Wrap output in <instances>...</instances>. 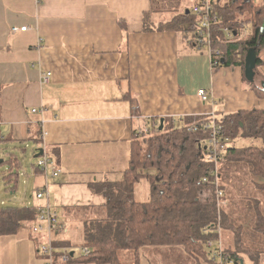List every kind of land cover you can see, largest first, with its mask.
<instances>
[{
    "label": "crops",
    "instance_id": "obj_1",
    "mask_svg": "<svg viewBox=\"0 0 264 264\" xmlns=\"http://www.w3.org/2000/svg\"><path fill=\"white\" fill-rule=\"evenodd\" d=\"M223 5L224 0H214L217 13ZM150 9V0H0V155L9 164L1 177L9 182L7 174L15 168L13 187L22 178L31 188L24 193L27 200L19 199L22 206L14 207L48 203L58 214L63 230L55 234L52 264H95L80 260L73 247L69 261L57 253L65 242H81L82 220L105 204L90 184L122 178L133 131L139 134L148 120L264 111V97L251 89L243 68L225 65V58L212 68L207 47L190 44L185 32L160 28L172 15L151 14L145 22ZM23 27L27 30L11 32ZM46 73L49 82L42 83ZM262 82L264 65L255 78L256 86ZM203 89L209 95L204 103L198 96ZM38 149L51 156L60 177L45 178L37 169ZM28 150L35 161L22 169ZM45 186L48 199H36ZM252 197L264 207V192L253 191ZM239 202L237 216L227 215L251 232V201ZM35 225L36 220L0 235V264H47L38 250L44 235L32 232ZM229 234L219 232L224 244ZM169 250L185 253L180 247ZM144 251L154 252L142 250L141 259Z\"/></svg>",
    "mask_w": 264,
    "mask_h": 264
},
{
    "label": "trees",
    "instance_id": "obj_2",
    "mask_svg": "<svg viewBox=\"0 0 264 264\" xmlns=\"http://www.w3.org/2000/svg\"><path fill=\"white\" fill-rule=\"evenodd\" d=\"M150 1L151 9L144 15L145 22L151 14H168L161 9L166 0ZM257 2L224 0L218 11V27H228L235 35L229 43L223 32L215 28L213 49L221 53L219 66L225 58V65L243 68L245 56L251 48L258 57L257 70L264 65V57L259 55L261 49L264 51V0L260 5ZM179 5L181 0H176L174 9L168 11L171 19L160 28L185 32L187 36L195 18L187 7L178 13ZM186 10L189 14H185ZM245 10L251 13L253 32L242 39L240 32L244 22L237 19L236 14ZM250 87L259 97H264L261 87L255 83ZM213 121L222 127L218 135L221 150L217 163L222 191L219 200L214 178L210 179L208 172L213 165L206 160L207 139L211 135L206 126L210 125L212 118H181L175 122L163 119L161 129L159 120L151 119L146 123L147 132L138 134L133 131L129 164L121 173L122 178L90 184L92 192L105 198V204L93 216L82 220L79 228L81 242L78 245L65 242L60 247H85L90 253L79 257L80 260L95 264H127L119 257L124 252L131 253L130 264H140L142 250L157 247H180L198 263L200 259L211 263L210 257L218 249L219 231L224 229L233 234L235 249L224 251L223 264H244L240 262L243 256L248 257L251 264H264V244L257 248L251 245V242H260L257 236L264 241V207L252 197L253 191L264 192V111L237 112L215 117ZM44 155L56 165L45 151L38 162ZM7 161L11 165L13 159ZM18 175L15 168H10L9 182L15 184ZM204 178H207V185ZM141 179L150 183L149 199L145 202L134 199L135 186ZM234 197L251 201L255 212L251 232L231 223L218 207V202L224 203ZM37 208H0V235L13 234L20 227L32 225ZM208 243L213 244L211 248ZM57 254L62 255L61 251ZM219 263V259L212 262Z\"/></svg>",
    "mask_w": 264,
    "mask_h": 264
},
{
    "label": "built area",
    "instance_id": "obj_3",
    "mask_svg": "<svg viewBox=\"0 0 264 264\" xmlns=\"http://www.w3.org/2000/svg\"><path fill=\"white\" fill-rule=\"evenodd\" d=\"M191 13L195 18V23L192 25V30L190 32V36L187 37V41L190 42V44H194L196 47H207L208 50V56L210 59V65L212 68H218L219 67V59L221 60V53L218 50L213 49V34L215 30H221L223 32L226 41L231 42L234 35H232V32L228 27H221L219 28L218 25L220 24V16L216 12L214 8V0H196L195 3L192 4L190 7ZM216 28V29H215ZM26 31L27 28H13L12 33H15L17 31ZM42 83L49 82L50 79V73L43 74L42 77ZM199 98L204 102H207L209 100V95L206 93V91L199 90L198 91ZM34 113L36 112L35 109L32 110ZM206 129L210 131V137L207 139V146H208V156L206 160L210 162L213 167L208 170L210 173V179L214 178V187L217 199L222 196V191L219 187V171H218V156L219 152L221 150L220 148V141L218 138L219 133L221 132L222 127L218 124H216L213 121L210 123V125L206 126ZM147 132V129L142 130L141 132ZM140 132V133H141ZM0 141H2V137L0 135ZM206 146V147H207ZM205 147V149H206ZM37 168L40 170V172L44 175L45 178H47V175L50 176L52 179L60 177L62 172L56 166L47 156H42V158L39 160L37 164ZM203 182L205 185L208 184L207 178L203 179ZM36 198L37 199H48V192H47V186H45L43 189L36 192ZM37 216H36V225L32 227V232L35 234H42L44 235L43 242L39 246V252L44 255L47 259V264H52V259L55 256V253L58 251L56 246L54 245L55 242V234L58 232H61L63 230V225L59 221L58 215L56 212L50 207V205L47 203L40 208L38 207L36 209ZM213 244H207L209 248L212 247ZM75 251H78V257L81 256H87L90 251L86 249L85 247H78L74 248ZM70 249L69 248H61V260L63 262L70 260ZM222 250L218 246V249L216 252H214V257H221L218 259L220 260L219 264H223L222 259L225 257H222Z\"/></svg>",
    "mask_w": 264,
    "mask_h": 264
},
{
    "label": "rangeland",
    "instance_id": "obj_4",
    "mask_svg": "<svg viewBox=\"0 0 264 264\" xmlns=\"http://www.w3.org/2000/svg\"><path fill=\"white\" fill-rule=\"evenodd\" d=\"M191 1L192 0H181V5H179L177 8L178 13H180L181 10L184 9V7H187V8L190 7ZM255 1L259 2V3L257 2V5H260L262 3V0H255ZM175 3H176V0H166L164 2V7L161 8L163 13H168V14L171 13L168 11H171V9L172 10L174 9ZM255 10H257V8ZM220 13L222 14V11H220ZM160 15H166V18L168 19L167 14H160ZM163 17H165V16H163ZM236 17H237V19L244 22L242 25V28H241L242 30L240 32V37L242 39L249 37L253 32L252 31V25L250 23V20L252 18L251 13L249 11L245 10L241 13H237ZM190 30H192L191 26H190ZM187 36L189 37L190 34L187 33ZM263 52H264L263 49H261L259 55L263 56V54H264ZM2 147H3V144H0V148H2ZM17 156H20V154L17 153ZM1 158H3V157L0 155V160H2ZM32 159H33V157L31 155V152H30V150H28L27 153L25 154V156H22V160H23L22 169H26L27 167H30V164L32 162H29V161ZM33 161H35V160L33 159ZM7 168H9V164L4 163V162L2 164H0V203H1L0 208H3V207H5V208L11 207L12 208V206L13 207L14 206H17V207L22 206V203L19 202V199L21 198V199L27 200L29 197L26 198L24 193L26 192V190H28V193H30L31 188L28 187L27 183H24V181H23L24 179H22V178L19 179L17 187H13V184H14L13 182L4 181L1 177V172L7 171ZM219 176H220V174H219ZM231 193H233V191H231ZM149 194H150V183L147 181V179H141L135 186L134 199L136 201L145 202V201H148ZM28 196H29V194H28ZM239 201H240V199H236L234 197L233 199H230L224 203L218 202V207L221 210H223V212L226 215L229 214V215H232L233 218H235V216H237V214L239 213L238 205L239 206L243 205V204H240ZM23 203H25V202H23ZM227 206H229L228 209H227ZM248 212H250V208L248 209ZM253 214L254 213H251V216L248 215V217H250L251 222H253V220H254ZM229 236L230 237L227 239L226 244H224L221 241L220 236H219V242L217 245L221 248V250L223 252L222 257H225L224 251L235 249L234 236H233V234L232 235L229 234ZM257 237L260 240V242L259 243L251 242V245L256 247V248L262 247V245L264 244L263 243L264 241L261 237H259V236H257ZM247 243H248V241H247ZM157 248H160V249L150 248L149 250H152V249L154 250V252L150 253V254H146L147 252L144 251V253L142 255V259L140 258V264H151V263H153V264L154 263L155 264H158V263L159 264H199L197 259L189 257L183 251H180V253H174L175 251L171 252L170 251L171 249L169 250V247H157ZM158 250H160V251H158ZM178 250H180V249H178ZM119 257H120L121 261H124V263L127 262V264H128L129 262H132L131 253H128V252L120 253ZM218 257H214L213 255H211L210 259L213 263H216L218 261ZM219 258H221V257H219ZM212 262L210 264H212ZM204 264H209V263L205 262Z\"/></svg>",
    "mask_w": 264,
    "mask_h": 264
},
{
    "label": "water",
    "instance_id": "obj_5",
    "mask_svg": "<svg viewBox=\"0 0 264 264\" xmlns=\"http://www.w3.org/2000/svg\"><path fill=\"white\" fill-rule=\"evenodd\" d=\"M185 14H189V10L185 11ZM257 60L258 57L256 56L255 50L253 48L249 49L245 59H244V67H243V73H244V79L248 83H255V78L257 74ZM260 87L262 90H264V82L260 84ZM160 129L163 124V119L159 120ZM43 153V150L40 149L38 151L37 157L41 156ZM3 163V160H0V164ZM242 263V262H241Z\"/></svg>",
    "mask_w": 264,
    "mask_h": 264
}]
</instances>
